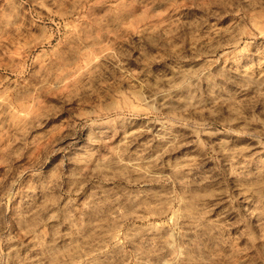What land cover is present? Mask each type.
Segmentation results:
<instances>
[{
	"label": "rangeland",
	"instance_id": "obj_1",
	"mask_svg": "<svg viewBox=\"0 0 264 264\" xmlns=\"http://www.w3.org/2000/svg\"><path fill=\"white\" fill-rule=\"evenodd\" d=\"M36 13L54 40L25 64ZM263 19L264 0H0V264H264Z\"/></svg>",
	"mask_w": 264,
	"mask_h": 264
},
{
	"label": "bare ground",
	"instance_id": "obj_2",
	"mask_svg": "<svg viewBox=\"0 0 264 264\" xmlns=\"http://www.w3.org/2000/svg\"><path fill=\"white\" fill-rule=\"evenodd\" d=\"M241 8H243V7H241ZM244 8H246V7H244ZM244 8L242 9V10H244ZM261 8V7H260ZM238 11V10H237ZM240 11H241V9H240ZM249 12V11H248ZM260 12V11H259ZM32 13V12H31ZM38 13V12H37ZM36 13V14H37ZM64 13V12H63ZM234 13V12H233ZM244 12H242V14H243ZM253 13V16H254V12H252ZM27 14V13H26ZM30 14V13H29ZM60 14H62V13H60ZM65 14V13H64ZM248 14V13H247ZM246 14V15H247ZM251 14V13H250ZM260 14H263L262 13V11H261V13ZM23 15H25V13H23ZM35 16V15H34ZM23 17H25L24 19H23V21H21V24H19L20 23V19L21 18H23ZM23 17H20V19H19V22H18V27L16 28V29H18V31H21V32H18L17 30H15L16 32H18L19 34H20V36L21 37H18L17 38V40H16V44H15V47L12 49V51H13V53L15 54V57H18V58H22L23 60H24V62L26 61V59L28 58V56L35 50V49H37V48H39V47H41V46H45V45H49V44H51L52 43V41L54 40V37H53V35H49L48 34V36L46 37V36H44V37H40V36H36L35 35V33H34V31H32L35 27H36V21H40L42 18H43V15H41L40 13L39 14H37L35 17H33L32 15L31 16H29V17H27V15L26 16H23ZM244 17V16H243ZM247 17V16H246ZM258 18H259V16H257ZM256 17V18H257ZM239 18H240V16H239ZM257 18V19H258ZM261 18V17H260ZM13 19V18H12ZM12 19H9V20H12ZM244 19V18H243ZM248 19V18H247ZM262 19V18H261ZM249 20V19H248ZM260 20V19H259ZM264 20V19H263ZM13 21H15L14 19L12 20V22ZM232 21V20H231ZM230 21V22H231ZM258 21V20H257ZM9 22V21H8ZM233 22V21H232ZM232 22H231V24H232ZM261 22V21H260ZM264 22V21H263ZM263 22L262 23H259V25H262L263 24ZM16 23V22H15ZM15 23H14V27H15ZM258 23V22H257ZM256 23V24H257ZM209 24H211V23H209ZM213 24V23H212ZM211 24V25H212ZM233 24H234V22H233ZM239 24V23H238ZM251 24H253L252 22L250 23V26H252ZM255 24V25H256ZM9 25V24H8ZM208 25V24H207ZM235 25H237L236 23H235ZM234 25V26H235ZM242 25V24H241ZM258 25V26H259ZM11 26V25H10ZM9 26V27H10ZM209 26V25H208ZM230 26V25H229ZM233 25H231V27H232ZM238 26V25H237ZM240 26V25H239ZM12 27V26H11ZM10 27V28H11ZM13 27V28H14ZM207 27V26H206ZM210 27V26H209ZM216 27H218L219 28V30H222V29H220V27L221 26H216ZM226 27V26H225ZM230 27V28H231ZM256 27H257V25H256ZM212 28V27H211ZM214 29H215V27H213ZM210 29V28H206V30L207 29H209V30H213L214 31V29ZM228 29V27H227V29L228 30H230L231 31V29ZM12 29V28H11ZM15 29V28H14ZM204 29V31H205V28H203ZM234 29H237L238 30V28H235L234 27ZM233 29V30H234ZM241 29V28H240ZM247 28H245V30H246ZM249 29V28H248ZM209 30L208 31H206L208 34L210 33L209 32ZM218 30V31H219ZM255 30L256 31H258L257 33V35H263L264 34V30L263 29H261V28H255ZM8 31H9V29H8ZM200 32H201V30H199ZM224 31V30H223ZM230 31H228V32H230ZM238 31H240V30H238ZM12 32H14V30L12 31ZM198 32V31H197ZM196 32V33H197ZM200 32L199 33H197L196 34V36L195 37H198L197 35H199L200 34ZM220 32H222V31H220ZM227 32V33H228ZM234 32H236L237 33V31L236 30H234ZM234 32H233V34H232V32H231V35H234ZM245 32V31H244ZM249 32H251V31H249ZM253 32V31H252ZM17 33V34H18ZM215 33V32H214ZM213 33V34H214ZM227 33H225L224 32V34H226L227 35ZM246 33H247V31H246ZM37 34V33H36ZM51 34V33H50ZM211 34V33H210ZM213 34H211L212 36H214ZM218 34V33H217ZM240 34H242V32L240 33ZM245 34V33H244ZM252 34V33H251ZM253 34H255V33H253ZM47 35V34H46ZM192 35V36H193ZM201 35V34H200ZM202 35H206L205 33L204 34H202ZM228 35H229V33H228ZM237 35V34H236ZM236 35H235V38H236ZM248 35H250V34H247V36ZM211 36V37H212ZM215 36H216V33H215ZM221 36V35H220ZM240 36V35H239ZM203 37V36H202ZM202 37H200V39L202 38ZM216 37H218L219 38V36H216ZM215 37V38H216ZM225 37V36H224ZM231 37V36H230ZM192 38H194V37H192ZM207 38V40H209L208 38V36L206 37ZM217 38V39H218ZM222 38V37H221ZM226 38V37H225ZM247 38V37H246ZM195 39V38H194ZM197 39V38H196ZM191 40V39H190ZM193 40V39H192ZM204 40V39H203ZM213 40V39H212ZM238 40V39H237ZM237 40H234V41H230V40H228V42H224V44H220L218 47H216V48H223V47H227L228 45H230V44H238L239 42H237ZM244 40V39H243ZM250 39H248V41H249ZM241 41V40H240ZM209 42V41H208ZM211 42V41H210ZM214 42H216V41H214ZM213 43V42H212ZM218 43V42H217ZM223 43V42H222ZM198 44H200L199 42H198ZM202 44V43H201ZM208 44V43H207ZM210 44V43H209ZM243 44H244V41H243ZM242 44V45H243ZM250 44V43H249ZM203 45V44H202ZM201 45V46H202ZM214 44H212V46H213ZM246 45V44H245ZM248 45V44H247ZM200 46V47H201ZM204 46V45H203ZM236 46V45H235ZM234 46V47H235ZM191 47V46H190ZM204 47H206V46H204ZM208 47V46H207ZM233 47V48H234ZM242 46H240L239 48H241ZM196 48H198V47H196ZM210 48V47H209ZM208 48V49H209ZM212 48V47H211ZM210 48V49H211ZM244 48V47H243ZM191 49V48H190ZM189 49V50H190ZM235 49V48H234ZM245 49V48H244ZM95 50V49H94ZM191 50H193V49H191ZM191 50H190V52H191ZM211 50H213V48L211 49ZM216 50V49H215ZM232 50V49H231ZM238 50V49H237ZM241 50V49H240ZM97 51V50H96ZM95 51V52H96ZM200 51V50H199ZM223 51V50H222ZM236 51V50H235ZM242 51V50H241ZM86 52V51H85ZM209 52H210V50H209ZM212 52V51H211ZM214 52V51H213ZM212 52V53H213ZM226 52V51H225ZM87 53V52H86ZM202 53V52H201ZM228 53V52H227ZM230 53V52H229ZM237 53V52H236ZM93 54V53H92ZM95 54V53H94ZM196 54V53H195ZM204 54V53H203ZM205 54H207V53H205ZM204 54V55H205ZM226 54V53H225ZM238 55H239V53H237ZM193 55V54H192ZM200 55H202V54H200ZM209 55V54H208ZM212 55V54H211ZM230 55V54H229ZM232 55H234V54H232L231 53V56ZM238 55H237V57H238ZM182 57L184 56L183 54L181 55ZM194 56V55H193ZM236 56V55H235ZM240 56V55H239ZM243 56V55H242ZM246 56V54L244 55V57ZM218 57V56H217ZM221 57H222V55H221ZM224 57H226V56H224L223 55V58ZM230 57V56H229ZM228 57V58H229ZM232 57H234V56H232ZM244 57H242L243 59H245ZM248 57V56H247ZM184 58V57H183ZM192 58V57H191ZM194 58L196 59V55L194 56ZM208 58V57H207ZM210 58V57H209ZM213 58V57H212ZM231 58V57H230ZM229 58V59H230ZM187 59V58H186ZM190 59V58H189ZM205 59V58H204ZM220 59V58H219ZM234 59V58H233ZM82 60V59H81ZM213 60V59H212ZM217 60V59H216ZM215 60V61H216ZM234 60H236L237 61V59H234ZM242 60V59H241ZM251 60H253V59H251ZM256 60H257V58H256ZM78 61V60H77ZM203 61V60H202ZM201 60H200V62H202ZM206 61V60H205ZM211 61V60H210ZM229 61V60H228ZM231 61V60H230ZM238 61H239V57H238ZM237 61V62H238ZM247 61V60H246ZM246 61H244V62H246ZM249 61H250V59H249ZM254 61V60H253ZM19 62V61H18ZM83 62H84V60H83ZM207 62H209V61H207ZM207 62H205V63H207ZM252 62V61H251ZM19 63H21V62H19ZM81 63V62H80ZM210 63V62H209ZM224 64L225 62H221V63H219V64ZM227 63V62H226ZM233 63V62H232ZM254 63V62H253ZM259 63V62H258ZM22 64V63H21ZM25 64H26V62H25ZM212 64V63H211ZM219 64H217L216 66L218 67V65ZM222 64V65H223ZM231 64V63H230ZM241 64H243V63H241ZM257 64V63H256ZM23 65V64H22ZM22 65H20V64H18V63H14L12 66H11V68L9 67V69L11 70V71H15V72H18V73H20V72H22V70H23V68H24V66L22 67ZM63 65V64H62ZM204 65H206L207 66V64H204ZM235 65V64H234ZM246 65V64H245ZM250 65V64H249ZM254 65V64H253ZM64 66V65H63ZM212 66V65H211ZM215 66V67H216ZM220 66V65H219ZM226 66V65H225ZM225 66H224V68H225ZM228 66V65H227ZM230 66V65H229ZM237 66V65H236ZM246 66H248V65H246ZM251 66V65H250ZM221 67V66H220ZM245 67V66H244ZM249 67V66H248ZM252 68H254L253 66H251ZM0 68H6V67H0ZM210 68V67H209ZM213 68V67H212ZM223 68V67H222ZM233 68V67H232ZM231 68V69H232ZM234 68H235V66H234ZM250 68V67H249ZM194 69V68H193ZM215 69V68H214ZM219 69V68H218ZM221 69V68H220ZM241 69V68H240ZM192 70V69H191ZM190 70V71H191ZM205 70V69H204ZM208 70V69H207ZM216 70V69H215ZM212 71H214V70H212ZM211 71V72H212ZM239 71V70H238ZM244 71L245 70H242V72L244 73ZM193 73L195 72V70H193L192 71ZM209 72V71H208ZM247 72V71H246ZM201 73V72H200ZM199 73V74H200ZM204 73V72H203ZM206 73V72H205ZM216 73V72H215ZM219 73V72H218ZM239 73H240V71H239ZM238 73V74H239ZM249 73V72H248ZM217 74V73H216ZM221 74V73H220ZM225 74H227V73H225ZM242 74V73H241ZM200 75H202V74H200ZM205 75V74H204ZM209 75V74H208ZM244 75V74H243ZM250 75V74H249ZM186 76H187V74H186ZM211 76H213V75H211ZM219 76V75H218ZM237 76H239V75H237ZM206 77H207V75H206ZM205 77V78H206ZM227 76H225L224 78H226ZM241 77V76H240ZM244 77H247V76H244ZM204 78V79H205ZM211 78V77H210ZM242 78V77H241ZM249 78V77H248ZM207 79V78H206ZM203 80V79H202ZM216 80V79H215ZM107 113H108V111H107Z\"/></svg>",
	"mask_w": 264,
	"mask_h": 264
}]
</instances>
